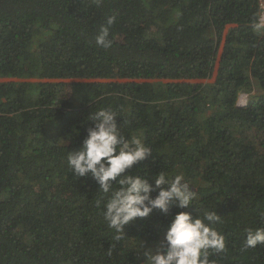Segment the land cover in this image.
<instances>
[{"label":"trees","instance_id":"trees-1","mask_svg":"<svg viewBox=\"0 0 264 264\" xmlns=\"http://www.w3.org/2000/svg\"><path fill=\"white\" fill-rule=\"evenodd\" d=\"M259 10V0H0V264H141L140 242L162 247L178 211L221 215L215 264H264V245L245 247L246 229L264 228ZM102 108L153 150L128 173L182 174L195 205L154 209L116 238L99 185L67 162Z\"/></svg>","mask_w":264,"mask_h":264},{"label":"clouds","instance_id":"clouds-1","mask_svg":"<svg viewBox=\"0 0 264 264\" xmlns=\"http://www.w3.org/2000/svg\"><path fill=\"white\" fill-rule=\"evenodd\" d=\"M114 21L115 17H109L107 26H101L95 37L97 45L111 47L109 26ZM253 29L257 34L264 33V19L257 20ZM117 117L118 113L111 109L94 111L90 119L96 121L95 125L87 129L81 146L69 151L67 162L76 178L91 173L99 185L98 192L103 194L97 203L103 205L104 220L115 230L116 238L121 239L125 237L126 225L149 216L154 209L167 215L173 203L180 209L195 205L196 192L182 174L169 176L161 170L153 174L148 169L146 174H129L128 169L153 150L139 136L127 139ZM153 192L157 194L153 196ZM220 216L216 211L197 212L196 216L178 211L171 217L164 245L153 251L140 242L136 255L144 257L141 264H215L210 256L223 253L226 248L225 235L214 227ZM245 241L246 248L264 245V228L246 229Z\"/></svg>","mask_w":264,"mask_h":264},{"label":"built area","instance_id":"built-area-1","mask_svg":"<svg viewBox=\"0 0 264 264\" xmlns=\"http://www.w3.org/2000/svg\"><path fill=\"white\" fill-rule=\"evenodd\" d=\"M259 8H260V10H259V20L260 19H264V0H259ZM240 100L242 101V102H244L243 100H242V98H240L239 100H238V102L240 103ZM240 105V104H239Z\"/></svg>","mask_w":264,"mask_h":264},{"label":"rangeland","instance_id":"rangeland-1","mask_svg":"<svg viewBox=\"0 0 264 264\" xmlns=\"http://www.w3.org/2000/svg\"><path fill=\"white\" fill-rule=\"evenodd\" d=\"M254 93H255V92H253L252 94H249V95L251 96V95H253ZM244 95H247V96H248V94H246V93H242V94L240 95L239 99L242 98ZM247 101H248V97H247V99H246L244 102H242V101L240 100V103H239V104H240V105H245V104L247 103ZM151 249L154 251L155 247L152 246Z\"/></svg>","mask_w":264,"mask_h":264},{"label":"bare ground","instance_id":"bare-ground-1","mask_svg":"<svg viewBox=\"0 0 264 264\" xmlns=\"http://www.w3.org/2000/svg\"><path fill=\"white\" fill-rule=\"evenodd\" d=\"M247 95H244L243 97H242V100L244 101V100H246L247 99Z\"/></svg>","mask_w":264,"mask_h":264}]
</instances>
